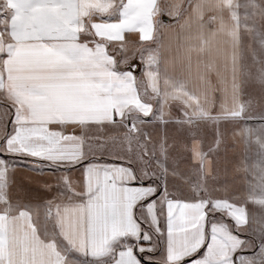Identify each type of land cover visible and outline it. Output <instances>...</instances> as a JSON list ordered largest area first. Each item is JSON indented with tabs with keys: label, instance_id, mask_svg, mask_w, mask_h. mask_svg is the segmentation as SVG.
Segmentation results:
<instances>
[{
	"label": "crops",
	"instance_id": "crops-1",
	"mask_svg": "<svg viewBox=\"0 0 264 264\" xmlns=\"http://www.w3.org/2000/svg\"><path fill=\"white\" fill-rule=\"evenodd\" d=\"M243 53L239 0H0V145L26 163L0 170V264H264ZM132 112L184 120L153 177L108 140Z\"/></svg>",
	"mask_w": 264,
	"mask_h": 264
},
{
	"label": "rangeland",
	"instance_id": "rangeland-1",
	"mask_svg": "<svg viewBox=\"0 0 264 264\" xmlns=\"http://www.w3.org/2000/svg\"><path fill=\"white\" fill-rule=\"evenodd\" d=\"M240 16L242 20L243 32V51L244 63L246 68V78L250 85H254L257 90L258 86L264 89V0H239ZM115 50V49H113ZM116 51H114V54ZM137 57V51L132 56L125 57V59L132 61ZM122 63V62H121ZM135 63V62H134ZM139 64V62H138ZM143 86L142 92H145L146 100L153 101V97L148 95L146 86ZM126 115L122 122L113 127V134L109 136L108 140L117 142L122 147V155L128 160L132 161L138 168L143 169L146 175L153 177L158 175L157 165L160 159H163V139L164 137H157L155 134L158 130L181 129L184 130V120L181 118L176 123L169 124L168 121H159V119L152 114L149 115ZM4 127V126H3ZM0 128L2 125L0 124ZM116 133V134H115ZM1 138V137H0ZM183 139L184 137H180ZM167 139V138H166ZM179 139V138H177ZM167 144V143H166ZM167 146H165L166 148ZM167 154V153H166ZM109 155H115L109 153ZM0 170L3 171L5 164H26L22 159H12L3 154L0 145ZM20 171V169H18ZM17 193H24V170L17 174ZM9 186L6 185V189ZM7 191V190H6ZM156 241V249L159 253L156 258L161 259V247L163 235L154 237ZM151 258L152 256H147Z\"/></svg>",
	"mask_w": 264,
	"mask_h": 264
},
{
	"label": "snow or ice",
	"instance_id": "snow-or-ice-1",
	"mask_svg": "<svg viewBox=\"0 0 264 264\" xmlns=\"http://www.w3.org/2000/svg\"><path fill=\"white\" fill-rule=\"evenodd\" d=\"M4 143H5V147H7V134L4 138ZM9 154H13V153H8V152L5 153V155H9ZM0 159H3V157H0ZM33 159H42V158L34 157Z\"/></svg>",
	"mask_w": 264,
	"mask_h": 264
}]
</instances>
